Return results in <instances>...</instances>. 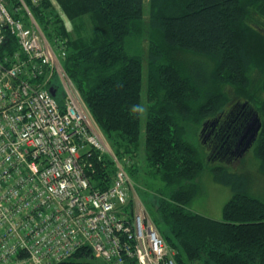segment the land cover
I'll return each instance as SVG.
<instances>
[{"label": "trees", "instance_id": "trees-1", "mask_svg": "<svg viewBox=\"0 0 264 264\" xmlns=\"http://www.w3.org/2000/svg\"><path fill=\"white\" fill-rule=\"evenodd\" d=\"M7 1L12 12L19 5ZM24 1L48 37L68 36L63 67L128 174L139 180L142 148L145 172L164 183L150 214L177 264H264V201L249 194V175L221 159L214 176L233 190L222 219L190 209L206 166L193 131L201 124L220 158L258 113L252 147L264 174V0ZM57 6L82 29L71 34ZM16 49L8 33L0 54ZM57 98L63 102V91ZM221 117L229 126L211 132ZM84 154L93 186L106 189L113 157L91 146ZM96 258L83 247L57 264H109Z\"/></svg>", "mask_w": 264, "mask_h": 264}, {"label": "built area", "instance_id": "built-area-1", "mask_svg": "<svg viewBox=\"0 0 264 264\" xmlns=\"http://www.w3.org/2000/svg\"><path fill=\"white\" fill-rule=\"evenodd\" d=\"M18 1L12 12L0 0V50L8 33L17 43L0 54V264H57L83 247L109 264H177L142 202L131 206L126 166L63 67L67 39ZM90 146L116 163L106 189L85 171Z\"/></svg>", "mask_w": 264, "mask_h": 264}, {"label": "rangeland", "instance_id": "rangeland-1", "mask_svg": "<svg viewBox=\"0 0 264 264\" xmlns=\"http://www.w3.org/2000/svg\"><path fill=\"white\" fill-rule=\"evenodd\" d=\"M57 11H59L60 16L62 17L64 24L66 25L67 29L71 32V34H75L76 25L82 29L80 20L77 21H70L68 18L63 14V11L57 6ZM83 25L86 27H91V23L88 19L83 21ZM56 37L63 36L59 33H55ZM65 40L68 36H63ZM69 39H67L68 42ZM142 47V46H141ZM146 75V70H145ZM146 88V85L144 89ZM260 98H264V92L260 91ZM144 97V94H143ZM147 102V100H146ZM210 120V119H209ZM213 120V119H211ZM203 124L196 127V130L193 131L196 133L194 134V139H198L200 144V149L205 151L206 158H205V168L201 172V174L197 177V184H198V191L195 198L192 200L190 205V209L196 211L198 213L204 214L214 219H222L223 217V208L226 202L232 197L233 190L229 185L219 182L215 176L214 172L215 165H217L220 160L217 157V153H213L210 150V146L208 145V138L205 137L208 133V130L205 133L202 132ZM108 142V141H107ZM109 143V142H108ZM253 144V143H252ZM111 147V146H110ZM144 147V145H142ZM254 147L252 145L246 150L243 154L241 159H235L228 163V168L231 172H243L250 176V183L248 186L249 194L253 195L264 201V174L260 171V165L258 159L255 157L254 154ZM144 149H140V152L137 156L138 160L136 163V168L139 172V180H135L130 174L129 178L131 181V206L135 204L137 200H140L144 207L147 209L149 218H152L150 214L151 207L153 202L157 204L158 200V192L156 191L164 184L158 178L151 176L149 173L145 172L146 167L143 165L145 162V155ZM144 166V167H143ZM145 169V170H144ZM155 205V204H154ZM154 222V220H153ZM155 223V222H154ZM97 261L104 262L102 258L97 257Z\"/></svg>", "mask_w": 264, "mask_h": 264}, {"label": "flooded vegetation", "instance_id": "flooded-vegetation-1", "mask_svg": "<svg viewBox=\"0 0 264 264\" xmlns=\"http://www.w3.org/2000/svg\"><path fill=\"white\" fill-rule=\"evenodd\" d=\"M250 119H251V117H250ZM224 126H226V127L229 126L228 125V117H227V119H226V117L225 118L221 117L219 120H217L215 123H213L212 127H211V132L215 131V129L219 130L221 127H224ZM206 130L209 131V125L207 123L204 125L202 132L205 133ZM209 137H210V133H207L206 137H205V141H206V138H209ZM251 145H252V143L250 145L247 144V139H244L242 141L239 140L236 147H234V148L226 147L223 150V152L221 153V157L219 158V160L226 159L227 162H231L235 159H241L243 154L246 152V150ZM210 150L212 151V147H210Z\"/></svg>", "mask_w": 264, "mask_h": 264}, {"label": "water", "instance_id": "water-1", "mask_svg": "<svg viewBox=\"0 0 264 264\" xmlns=\"http://www.w3.org/2000/svg\"><path fill=\"white\" fill-rule=\"evenodd\" d=\"M50 91L52 92L53 95H56L55 88H51ZM261 127H262L261 118L258 115V113H254L244 129L240 141L247 139V144L250 145L257 138V135Z\"/></svg>", "mask_w": 264, "mask_h": 264}, {"label": "bare ground", "instance_id": "bare-ground-1", "mask_svg": "<svg viewBox=\"0 0 264 264\" xmlns=\"http://www.w3.org/2000/svg\"><path fill=\"white\" fill-rule=\"evenodd\" d=\"M41 26V25H40ZM41 28H42V26H41ZM44 31V30H43ZM45 32V31H44Z\"/></svg>", "mask_w": 264, "mask_h": 264}]
</instances>
